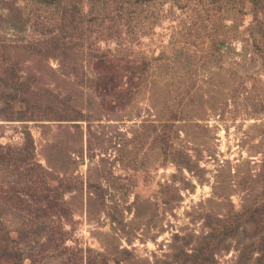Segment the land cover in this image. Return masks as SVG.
Wrapping results in <instances>:
<instances>
[{"label": "rangeland", "instance_id": "rangeland-1", "mask_svg": "<svg viewBox=\"0 0 264 264\" xmlns=\"http://www.w3.org/2000/svg\"><path fill=\"white\" fill-rule=\"evenodd\" d=\"M166 143L202 168L173 181ZM263 202L264 0H0V240L21 264H256L224 233Z\"/></svg>", "mask_w": 264, "mask_h": 264}, {"label": "trees", "instance_id": "trees-1", "mask_svg": "<svg viewBox=\"0 0 264 264\" xmlns=\"http://www.w3.org/2000/svg\"><path fill=\"white\" fill-rule=\"evenodd\" d=\"M49 2L50 0H45ZM169 148V149H168ZM165 156H169L172 158V160L175 162V166L177 167L178 171L182 174H173L172 175V180H179L180 176H183L184 170L192 171L195 169L196 171L198 169H201L202 167L199 166L198 161H193L191 158V155L187 153V151L183 148H181L179 151H181V154L177 155L176 153L174 154L172 146L168 145L167 143L165 144ZM169 150V152H168ZM173 152V154H172ZM168 153V154H167ZM179 177V178H178ZM184 177V176H183ZM184 180V187H186V182L188 184V181L183 178ZM170 183H175V182H170ZM167 184V183H166ZM27 205H25V208H22L23 210L27 209ZM30 209V207L28 208ZM37 211V210H36ZM231 218L234 220V226H226L225 233L224 235L231 234L230 232L236 233V236H241V239L243 243H245V239L249 237L251 239L250 242V248H253V251L256 250L260 253V256L258 257L256 264H264V202L263 203H255V204H245L242 207V211L235 212L234 209L233 211L229 212ZM209 218H218L215 216L213 213H207L206 214ZM219 217L223 220V215L219 213ZM2 222H0V227H1ZM224 225V224H223ZM223 225L221 226L219 224V219H217V224L211 225L210 226V233H207V239L208 244L210 245L211 243L214 245H219L220 242L225 243L224 238H220L221 240H218L217 237L221 235L223 232ZM230 229V232H229ZM214 231H215V236H214ZM53 232V231H52ZM54 233V232H53ZM51 233L50 235H53ZM217 240H214V239ZM226 244V243H225ZM8 245V244H7ZM9 246V245H8ZM229 245L226 246L228 248ZM0 259L4 258L6 260H12L15 264H21V260L26 256V254L19 253L18 251H11L9 248L0 240ZM31 254V253H27ZM23 264V263H22Z\"/></svg>", "mask_w": 264, "mask_h": 264}]
</instances>
